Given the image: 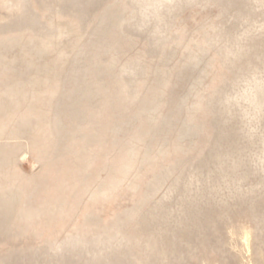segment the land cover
Returning a JSON list of instances; mask_svg holds the SVG:
<instances>
[{
    "label": "rangeland",
    "instance_id": "obj_1",
    "mask_svg": "<svg viewBox=\"0 0 264 264\" xmlns=\"http://www.w3.org/2000/svg\"><path fill=\"white\" fill-rule=\"evenodd\" d=\"M0 153V264H264V0H0Z\"/></svg>",
    "mask_w": 264,
    "mask_h": 264
},
{
    "label": "bare ground",
    "instance_id": "obj_2",
    "mask_svg": "<svg viewBox=\"0 0 264 264\" xmlns=\"http://www.w3.org/2000/svg\"><path fill=\"white\" fill-rule=\"evenodd\" d=\"M169 0H167L168 2ZM165 1L161 4H164ZM163 17V15L161 16ZM160 17H158L157 20H159ZM152 25V23H151ZM137 26V25H136ZM151 28V27H149ZM212 35V34H211ZM12 48V47H11ZM11 51V50H10ZM155 85V84H154ZM161 87V86H160ZM260 88H262V80H251V82L247 85H245V88L243 90V92L239 95L237 94L236 97H238V99H242L241 102H245L248 103V105H252L250 106L253 111L250 113H246V119H252L254 117V119L258 117V119H262V106L258 105L257 103H251L249 104V102L253 101V99L256 96V92L258 90H260ZM161 92V91H160ZM163 92V91H162ZM235 98V96H234ZM240 104V103H239ZM146 111V110H145ZM73 112V111H72ZM253 121V120H252ZM76 123V122H75ZM186 129V128H185ZM123 133V132H122ZM125 133V132H124ZM194 133V132H193ZM198 133V132H197ZM186 134V133H185ZM117 136V135H116ZM181 136V135H180ZM179 136V137H180ZM186 136V135H185ZM131 137V136H130ZM187 137V136H186ZM189 138V137H188ZM191 138V137H190ZM180 140V139H179ZM86 142V141H85ZM136 142V141H135ZM153 142V141H152ZM181 143V142H180ZM147 147V146H146ZM61 148V147H60ZM262 154V153H261ZM0 155H2L0 153ZM8 156V154H7ZM262 157V156H261ZM6 158V157H5ZM262 159V158H261ZM3 170H5L3 173L0 171V203L2 205H4L6 207V209H11L13 206H15L18 202H22V197H21V192L19 190V188L15 185V184H9V185H3L4 181L7 180L8 176L10 175L8 172V167L2 168ZM1 169V170H2ZM120 184V183H118ZM41 209V208H40ZM57 211V209H56ZM7 212V210L5 211ZM10 215V214H9ZM25 218H27L28 221L32 222L34 219H36L35 214L32 213L29 210V213L26 214L24 216ZM81 239V238H80Z\"/></svg>",
    "mask_w": 264,
    "mask_h": 264
},
{
    "label": "water",
    "instance_id": "obj_3",
    "mask_svg": "<svg viewBox=\"0 0 264 264\" xmlns=\"http://www.w3.org/2000/svg\"><path fill=\"white\" fill-rule=\"evenodd\" d=\"M73 31L76 33L77 32V30L76 29H73ZM73 35V34H72ZM76 35V34H75ZM73 38V37H72ZM108 117V116H107Z\"/></svg>",
    "mask_w": 264,
    "mask_h": 264
}]
</instances>
